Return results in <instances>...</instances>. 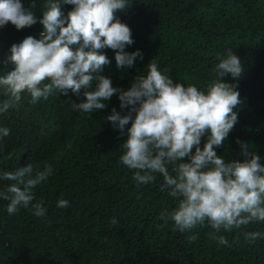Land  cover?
<instances>
[{"label": "trees", "instance_id": "obj_1", "mask_svg": "<svg viewBox=\"0 0 264 264\" xmlns=\"http://www.w3.org/2000/svg\"><path fill=\"white\" fill-rule=\"evenodd\" d=\"M21 3L41 16L43 0L34 7L31 0ZM71 7L62 5L65 13ZM114 15L131 30L133 43L124 50L142 54L132 66L117 67L115 50H97L108 59L98 73L115 87H129L151 59L174 81L202 87L214 76L216 54L231 48L243 71L221 79L239 93L237 121L214 149L225 159L243 160L241 141L264 164V0H131ZM42 27L39 20L20 29L11 22L0 26V70L12 67L6 61L10 45L28 35L38 38ZM83 98L69 90L29 104L25 93L17 108L0 114V125L10 130L0 139V168L53 165L48 180L34 189L46 207L44 217L25 208L9 215L7 201L0 199V264H264V239L247 242L240 235L264 231V221L221 230L217 235L228 244L210 237L214 230L207 222L180 232L172 221H161L159 212L174 207L175 200L160 191L159 174L151 183L136 184L132 170L119 161L125 134L105 119L112 108L121 114L127 108L119 107L114 93L103 109L88 114L71 109ZM10 183L0 182V190ZM60 197L69 201L67 207L56 206ZM193 234L196 239H189Z\"/></svg>", "mask_w": 264, "mask_h": 264}, {"label": "clouds", "instance_id": "obj_2", "mask_svg": "<svg viewBox=\"0 0 264 264\" xmlns=\"http://www.w3.org/2000/svg\"><path fill=\"white\" fill-rule=\"evenodd\" d=\"M31 3L34 7L35 0ZM64 4L72 6L66 13ZM130 4L131 0H43L42 14L37 17L21 0H0V26L11 22L20 29L37 20L43 26L38 38L25 36L8 49L6 61L12 67L0 70V114L17 108L25 93L28 103L36 104L71 90L84 97L71 103V109L85 114L103 109L115 93L119 107L127 111L121 114L112 108L105 119L125 134L119 161L132 170L137 185L151 183L159 174L160 191L175 200L174 207L159 212L160 220L172 221L174 230L180 232L207 222L214 230L210 237L228 244L224 235H217L221 230L230 232L252 221H264L261 157L241 141L237 143L243 160L225 159L214 149L236 123L233 109L240 103L235 85L221 77L238 78L243 71L241 59L231 48L218 52L214 76L202 87L174 81L151 59L129 87H115L109 77L98 73L108 59L97 50H115L117 67L132 66L142 55L139 49L124 50L133 43L131 30L114 15ZM72 44L78 46L73 50ZM9 131L0 125V139ZM202 136L206 139L201 147ZM52 172L53 165L47 162L35 170L32 163L14 170L0 168V182L12 181L0 190V199L7 201L6 212L13 215L25 208L33 216L44 217L46 207L34 189ZM55 204L62 209L69 201L60 197ZM109 223L118 221L111 217ZM240 235L247 242L264 239V231H241Z\"/></svg>", "mask_w": 264, "mask_h": 264}]
</instances>
